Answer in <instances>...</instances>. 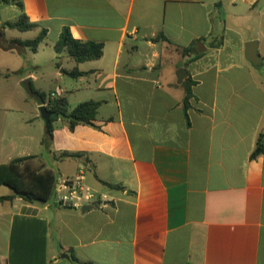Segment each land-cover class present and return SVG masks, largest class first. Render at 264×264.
Returning a JSON list of instances; mask_svg holds the SVG:
<instances>
[{
	"label": "crops",
	"instance_id": "0c3cea01",
	"mask_svg": "<svg viewBox=\"0 0 264 264\" xmlns=\"http://www.w3.org/2000/svg\"><path fill=\"white\" fill-rule=\"evenodd\" d=\"M19 1L38 27L8 40L48 31L36 53L0 49L18 56L19 79L47 103L65 98L68 113L101 106L95 126L57 118L47 147L20 137L5 164L34 156L57 180L85 166L101 200L87 211L0 202V264H74L72 253L86 264H264V155L252 158L264 134V0ZM21 13L0 3L3 36ZM64 28L103 44V56L77 64L58 54ZM75 68L82 76L71 78ZM2 187L0 198L13 194Z\"/></svg>",
	"mask_w": 264,
	"mask_h": 264
},
{
	"label": "trees",
	"instance_id": "16d2710c",
	"mask_svg": "<svg viewBox=\"0 0 264 264\" xmlns=\"http://www.w3.org/2000/svg\"><path fill=\"white\" fill-rule=\"evenodd\" d=\"M3 5H16L21 11V15L16 21L5 22L2 28L11 30H18L21 32L31 31L38 27L37 24L31 23L29 18L24 13L23 4L19 0H0ZM48 31L42 29L39 35L31 40H6L0 39V49L3 51H16L19 47L30 49L36 53L41 43L46 39ZM156 40V39H155ZM194 46L184 49L183 52H190ZM55 50L58 54L67 52L68 56L73 59L77 64L85 63L88 61L99 60L103 56L104 46L96 42H84L77 40L71 34L69 28H64L59 41L55 45ZM197 55H199L197 53ZM71 78H78L82 73L78 68L73 69L67 73ZM33 90L39 94L47 108L52 112V122L57 118H63L68 122L69 127L74 129L77 125H90L95 126L93 121L97 117L98 110L101 106L100 102L88 101L81 103L70 113L67 112V102L65 98H56L49 100L47 103L46 93L37 92L32 86ZM193 97L190 87L187 88L185 96V108H189V101ZM52 124L47 131L42 144L47 147L52 138ZM264 155V134H260L255 151L252 158L256 159ZM64 156H69L65 154ZM36 157L28 156L12 160L7 164H0V186L9 188L13 194L11 196L1 197L0 202L10 201L14 198H21L30 204L46 205L55 202V183L57 178L51 171H39L30 163ZM110 186V185H109ZM72 262L74 264H86L78 260L72 253Z\"/></svg>",
	"mask_w": 264,
	"mask_h": 264
},
{
	"label": "rangeland",
	"instance_id": "374dc122",
	"mask_svg": "<svg viewBox=\"0 0 264 264\" xmlns=\"http://www.w3.org/2000/svg\"><path fill=\"white\" fill-rule=\"evenodd\" d=\"M2 9V13L8 17L15 13V9L10 7ZM6 29V35L3 36L2 33L0 39L31 38L23 36L17 30ZM17 59L19 58L16 54H0V164L7 162L9 154L19 152L16 148L24 143L20 137L45 138L47 133L46 122L38 109L37 100L28 94L24 85L25 80H20L18 72L14 69L17 66ZM48 88L49 83L46 82L43 89L49 90ZM1 240L0 237V243Z\"/></svg>",
	"mask_w": 264,
	"mask_h": 264
},
{
	"label": "built area",
	"instance_id": "2783aa9c",
	"mask_svg": "<svg viewBox=\"0 0 264 264\" xmlns=\"http://www.w3.org/2000/svg\"><path fill=\"white\" fill-rule=\"evenodd\" d=\"M51 96V100L56 99L55 95ZM54 189L55 203L64 208L81 209L84 206H94L101 200L86 182L85 166L80 167L75 177L57 180Z\"/></svg>",
	"mask_w": 264,
	"mask_h": 264
},
{
	"label": "water",
	"instance_id": "95a60500",
	"mask_svg": "<svg viewBox=\"0 0 264 264\" xmlns=\"http://www.w3.org/2000/svg\"><path fill=\"white\" fill-rule=\"evenodd\" d=\"M2 32L0 30V37H2ZM202 45V43H198V50L199 52L203 51L200 46ZM247 59L249 61H251L253 64H257L260 62V57L259 54L257 53V43L256 42H251L247 44ZM188 76V71L186 69H179V71L177 72V79H178V83L181 84L185 78ZM24 85L26 88V91L28 92L29 95H31L32 97H34L38 104H39V111L41 112V115L43 117V119L46 122V130L48 131L51 127L52 124V117L53 114L52 112H50L46 106V104L44 103V100L42 99V97L37 94L31 85V82L29 79H26L24 81ZM92 206H86L84 207L83 211H87L89 209H91ZM63 257H65L66 259H70V256L68 254H64Z\"/></svg>",
	"mask_w": 264,
	"mask_h": 264
}]
</instances>
